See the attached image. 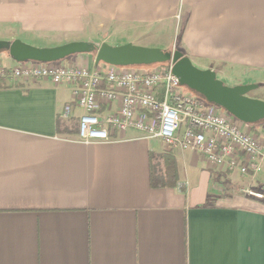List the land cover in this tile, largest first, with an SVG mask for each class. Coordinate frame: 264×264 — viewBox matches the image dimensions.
Returning a JSON list of instances; mask_svg holds the SVG:
<instances>
[{
  "label": "crops",
  "instance_id": "crops-1",
  "mask_svg": "<svg viewBox=\"0 0 264 264\" xmlns=\"http://www.w3.org/2000/svg\"><path fill=\"white\" fill-rule=\"evenodd\" d=\"M14 40L179 51L224 85L264 84V0H0ZM70 101L67 85L0 81V264H264V159L244 175L135 131L82 144L81 111L59 118ZM166 152L178 180L152 187Z\"/></svg>",
  "mask_w": 264,
  "mask_h": 264
},
{
  "label": "built area",
  "instance_id": "built-area-1",
  "mask_svg": "<svg viewBox=\"0 0 264 264\" xmlns=\"http://www.w3.org/2000/svg\"><path fill=\"white\" fill-rule=\"evenodd\" d=\"M47 80L71 88V101L59 115L67 121L74 109L76 141L82 144L114 141L127 131L159 139L168 149L191 150L209 163L240 174L258 170L264 159V129L252 132L213 105L180 91L172 64L153 70L94 63L63 66L25 62L0 67V81ZM262 199V193L247 190Z\"/></svg>",
  "mask_w": 264,
  "mask_h": 264
},
{
  "label": "water",
  "instance_id": "water-1",
  "mask_svg": "<svg viewBox=\"0 0 264 264\" xmlns=\"http://www.w3.org/2000/svg\"><path fill=\"white\" fill-rule=\"evenodd\" d=\"M0 52H7L16 63H56L67 57L94 54V64L115 67H137L172 64V73L179 85L201 96L213 105L246 125L264 122V101L252 99L247 94L258 89V84L226 86L217 79L214 71L194 67L179 51H162L126 44L95 46L88 42H71L52 48H37L19 40L0 41Z\"/></svg>",
  "mask_w": 264,
  "mask_h": 264
},
{
  "label": "trees",
  "instance_id": "trees-1",
  "mask_svg": "<svg viewBox=\"0 0 264 264\" xmlns=\"http://www.w3.org/2000/svg\"><path fill=\"white\" fill-rule=\"evenodd\" d=\"M1 53V52H0ZM162 65V64H159ZM252 129L256 127V124L249 125ZM152 159V157H151ZM162 167L164 169V177L162 180L155 178L153 173L150 175V183L152 187L156 186H175L177 178L176 163L171 153L166 152L162 155ZM153 168V166H152Z\"/></svg>",
  "mask_w": 264,
  "mask_h": 264
},
{
  "label": "rangeland",
  "instance_id": "rangeland-1",
  "mask_svg": "<svg viewBox=\"0 0 264 264\" xmlns=\"http://www.w3.org/2000/svg\"><path fill=\"white\" fill-rule=\"evenodd\" d=\"M94 54H90V58L94 60ZM72 57V56H70ZM69 57L65 58V59H68ZM64 59V60H65ZM54 64H58V65H61V64H64L63 60L62 61H58ZM157 65H150V66H137L135 67L137 70H141V71H150V70H153ZM218 79V78H217ZM226 85V84H225ZM226 86H229V85H226ZM180 91L181 92H184L188 95H192L194 96L195 98H197L202 104L204 105H210L208 104L201 96H199L198 94H195L194 92L188 90L186 87H183L181 86L180 87ZM247 96L249 98H252V99H257V100H261V101H264V84H262L260 87H258V89H255V90H252L250 91ZM221 110V109H220ZM222 111V110H221ZM224 112V111H223ZM225 113V112H224ZM227 114V113H226ZM228 115V114H227ZM259 125L260 124H264V122L262 123H258ZM256 124V125H258ZM246 126H249V125H246ZM254 130V129H252ZM257 132V131H256ZM161 170V165L159 162H155V171H157L159 173V171Z\"/></svg>",
  "mask_w": 264,
  "mask_h": 264
}]
</instances>
